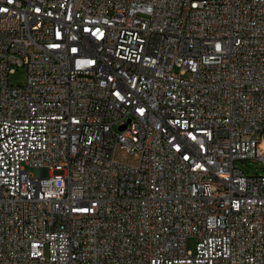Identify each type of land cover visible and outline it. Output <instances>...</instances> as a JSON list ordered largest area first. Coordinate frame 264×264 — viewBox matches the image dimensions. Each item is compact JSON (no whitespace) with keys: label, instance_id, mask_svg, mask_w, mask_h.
Here are the masks:
<instances>
[{"label":"built area","instance_id":"obj_1","mask_svg":"<svg viewBox=\"0 0 264 264\" xmlns=\"http://www.w3.org/2000/svg\"><path fill=\"white\" fill-rule=\"evenodd\" d=\"M263 137L264 0H0V264H264Z\"/></svg>","mask_w":264,"mask_h":264},{"label":"rangeland","instance_id":"obj_2","mask_svg":"<svg viewBox=\"0 0 264 264\" xmlns=\"http://www.w3.org/2000/svg\"><path fill=\"white\" fill-rule=\"evenodd\" d=\"M26 79V71L23 67L16 68L14 73H11L9 75L10 83L14 85L22 84ZM261 150L264 152V137L263 142L260 144ZM237 164L239 167H241L243 170H245L249 175L251 174H264V169L260 167L258 162H255L253 160H242L238 161ZM189 247L194 248L195 247V240L189 241Z\"/></svg>","mask_w":264,"mask_h":264}]
</instances>
